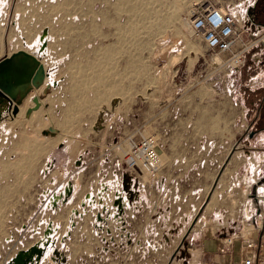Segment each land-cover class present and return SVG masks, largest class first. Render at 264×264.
<instances>
[{"label": "rangeland", "instance_id": "rangeland-1", "mask_svg": "<svg viewBox=\"0 0 264 264\" xmlns=\"http://www.w3.org/2000/svg\"><path fill=\"white\" fill-rule=\"evenodd\" d=\"M254 1L0 0V57L25 47L21 34L37 51L47 30L40 61L54 63L60 81L28 118L43 86L15 116L0 107V264L45 238L42 264H189L198 245L191 237L201 230L259 235L264 55L248 54L229 74L187 28L193 10L228 5L242 18L244 39H252L264 32V18L247 16ZM181 123L194 125L200 140L229 147L200 150L208 164L161 166L150 177L126 172L128 136L160 138ZM229 171L247 179L242 199L229 192ZM183 210L185 220L171 219ZM209 225L215 229L202 227Z\"/></svg>", "mask_w": 264, "mask_h": 264}, {"label": "built area", "instance_id": "built-area-1", "mask_svg": "<svg viewBox=\"0 0 264 264\" xmlns=\"http://www.w3.org/2000/svg\"><path fill=\"white\" fill-rule=\"evenodd\" d=\"M187 28L190 36L198 39L216 58V66L223 67L229 74L238 72L248 54L254 56L264 50V32L244 40L242 18L228 5L212 4L193 10ZM238 43H241L240 47H237ZM121 157L129 175L139 171L155 176L161 170V157L153 135H140L138 139L128 136L125 147L121 149ZM258 230L259 235L254 234V229H249L222 237L220 252L231 251L239 241L241 252L244 250L239 264H264V222Z\"/></svg>", "mask_w": 264, "mask_h": 264}, {"label": "crops", "instance_id": "crops-1", "mask_svg": "<svg viewBox=\"0 0 264 264\" xmlns=\"http://www.w3.org/2000/svg\"><path fill=\"white\" fill-rule=\"evenodd\" d=\"M20 34H21V31H18V35ZM21 35H20V38L23 44L25 45V47H21L17 50L6 53L5 55H2L0 59L18 50H24L28 53L36 52L35 50L29 49L26 46V40L24 39L23 34ZM243 38H244V33H243ZM244 40L247 41V39H244ZM41 62H42L45 72L48 74L44 82L47 83L50 81L58 80V79H54V77L52 76L54 75V69H55L54 63L52 65V64H48V62H43L42 60ZM233 80H235V77L232 79V81ZM45 83L42 85L43 87L45 86ZM230 85L232 86L231 82H230ZM33 91H35V89ZM0 107L2 108L4 112H7L6 103L0 104ZM153 119L154 118H152L151 116L149 117L148 120L144 119V124L150 125ZM169 128L170 127L168 126V129ZM201 134L203 135L205 133L201 132ZM156 140H157V146H158V150H159L160 157H161L162 164H163L162 167L165 166V167L171 168L172 166L173 167L172 169H174L176 166L192 165V164H196L199 162L203 164H208V160L206 158L208 154H205L203 155V157H200L199 156L200 150H207V149L214 150L216 148L218 150L219 149L224 150L225 147L226 148L229 147V145L226 144L225 141H219L216 145L213 140H200L199 130L194 125H186L183 123H181L180 125L174 126V129L172 132L169 131L167 133V130H166L164 134L160 135V138L156 137ZM200 158H203V159L199 160ZM243 180L244 182H242L241 179H238V177H235L231 173V171H229L228 173L226 172V174L224 173V181L227 182L228 184H231L229 192H232L233 195L236 196L238 199L243 198V191L246 188L245 181H247V179L244 178ZM50 194L51 196H53L56 193H50V192L47 193V195H50ZM185 211L186 212L189 211L188 208ZM185 211L184 210L182 211L181 217H176V218H171V219L172 220H181V219L185 220L186 216L183 215ZM171 212H174V211L170 210L169 213ZM202 227L203 228L205 227V229H208V230L214 228V226H210V225L202 226ZM188 237L190 239V236ZM221 238L222 237L217 235L213 230L211 231L201 230L200 232H198V234L195 237H191V240L195 239L194 241L195 243L194 242L193 243L191 242V243L198 244V245H194L196 246L197 249L194 250L195 256L192 257V260L190 261L189 264H239V260L241 256L244 255V250L241 252L239 248V241L235 242V246L233 247L231 251L229 250L227 253H221L220 252V247H221V242H222ZM43 259H44V254L41 256V258L37 261L36 264H42Z\"/></svg>", "mask_w": 264, "mask_h": 264}, {"label": "water", "instance_id": "water-1", "mask_svg": "<svg viewBox=\"0 0 264 264\" xmlns=\"http://www.w3.org/2000/svg\"><path fill=\"white\" fill-rule=\"evenodd\" d=\"M47 30H43L38 40L40 42L36 52L28 53L24 50H18L12 54L0 59V104H7V111L12 116L18 113V107L27 98L30 92L34 89L38 90L45 82L48 74L45 72L43 65L40 61V55L44 52L46 46ZM264 55V50L259 54L254 55V59L258 60ZM55 89H60V81H50L45 83L39 96H34L31 99L32 106L25 110V117L28 118L33 111L41 107L40 100L45 98L48 93ZM48 132H44L47 134ZM50 134H55L54 128H49ZM264 182V178H263ZM72 187L65 189V196H68ZM255 186L252 187L251 198L254 197ZM62 199V195L58 194ZM86 198H89L87 196ZM60 199V200H61ZM118 203V202H117ZM56 205V201L52 203ZM121 207V203L118 204ZM50 226L47 228L46 235L48 237ZM49 240L46 238V243L34 244L26 250H18L13 258L6 264H36L44 252V247L48 244Z\"/></svg>", "mask_w": 264, "mask_h": 264}, {"label": "flooded vegetation", "instance_id": "flooded-vegetation-1", "mask_svg": "<svg viewBox=\"0 0 264 264\" xmlns=\"http://www.w3.org/2000/svg\"><path fill=\"white\" fill-rule=\"evenodd\" d=\"M16 1V0H14ZM260 1H262V5H259ZM247 10V16L250 18L249 20H261L264 18V0H255L254 3L249 6L248 8H246ZM264 22V19H263ZM8 32V27L6 28L5 33ZM4 33V35L6 36V34ZM4 44H5V40H4ZM260 117V116H259ZM260 131H264V125L260 126L259 130Z\"/></svg>", "mask_w": 264, "mask_h": 264}, {"label": "bare ground", "instance_id": "bare-ground-1", "mask_svg": "<svg viewBox=\"0 0 264 264\" xmlns=\"http://www.w3.org/2000/svg\"><path fill=\"white\" fill-rule=\"evenodd\" d=\"M60 3H62V2H60ZM21 6H22V5H21ZM120 6H121V5H120ZM130 6H131L130 10H136V9H138V7H137L135 4H130ZM53 7H55V6H53ZM41 8H42V7H41ZM143 8L145 9V7H142V9H143ZM142 9H141V10H142ZM146 9H147V8H146ZM33 10H34V9H33ZM20 11H21V10H20ZM26 11H27V10H26ZM31 11H32V10H31ZM51 11H52V10H51ZM136 11H138V10H136ZM27 12H28V11H27ZM143 13H144V12H143ZM27 15H28V14H27ZM57 15H58V14H57ZM21 16H22V15H21ZM43 16H44V15H43ZM28 17H29V16H28ZM44 17H45V16H44ZM24 19H25V18H24ZM26 20H27V19H26ZM26 20H25V21H26ZM35 20H36V19H35ZM45 23H46V22H45ZM19 25H20V24H19ZM21 25H24V24L21 23ZM21 25H20V26H21ZM17 27H18V26H17ZM27 28H28V27H27ZM20 31H21V30H20ZM3 32H4V29L0 27V52L2 51V47H1L2 45H1V42H2V37H3V36H2V35H3ZM24 32H25V31H24ZM3 38H4V37H3ZM18 41H19V40H18ZM71 73H72V72H71ZM74 75H75V74H74ZM83 76H84V75H83ZM76 78H77V77H76ZM76 78H75V79H76ZM75 79H73V80H75ZM105 80H106V79H105ZM84 81H85V80H84ZM103 82H104V81H103ZM85 83H86V82H85ZM79 84H80V83H79ZM76 85H77V84H76ZM76 87H77V86H76ZM90 91H91V90H90ZM99 91H100V90H99ZM88 100H89V99H88ZM77 102H78V101H77ZM82 103H83V102H82ZM161 165H162V164H161ZM158 173H159V172H158ZM149 177H150V176H149ZM57 199H59V197H57V198H56V197H55V198H52V201H53V200L55 201V200H57ZM44 242L46 243V238L42 240V243H44Z\"/></svg>", "mask_w": 264, "mask_h": 264}]
</instances>
